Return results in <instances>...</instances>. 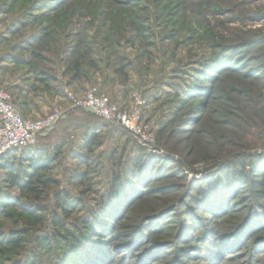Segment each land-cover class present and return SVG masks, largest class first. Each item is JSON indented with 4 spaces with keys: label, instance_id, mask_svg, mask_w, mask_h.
<instances>
[{
    "label": "rangeland",
    "instance_id": "obj_1",
    "mask_svg": "<svg viewBox=\"0 0 264 264\" xmlns=\"http://www.w3.org/2000/svg\"><path fill=\"white\" fill-rule=\"evenodd\" d=\"M90 86L145 99L154 145L70 107ZM0 87L27 119L62 110L34 145L58 152L48 185L0 170V264L41 256L54 214L83 240L74 264H264V0H0Z\"/></svg>",
    "mask_w": 264,
    "mask_h": 264
},
{
    "label": "built area",
    "instance_id": "obj_2",
    "mask_svg": "<svg viewBox=\"0 0 264 264\" xmlns=\"http://www.w3.org/2000/svg\"><path fill=\"white\" fill-rule=\"evenodd\" d=\"M67 98L70 107L87 109L99 118L123 128L143 146L154 145L152 133L141 116L146 101L139 94H133L134 105L128 110H119L108 98L97 95L95 86L88 87L82 96L69 91ZM61 116L62 110L55 107L42 118L27 119L16 109L10 94L0 87V157L11 150L34 146L37 134L51 129Z\"/></svg>",
    "mask_w": 264,
    "mask_h": 264
},
{
    "label": "trees",
    "instance_id": "obj_3",
    "mask_svg": "<svg viewBox=\"0 0 264 264\" xmlns=\"http://www.w3.org/2000/svg\"><path fill=\"white\" fill-rule=\"evenodd\" d=\"M99 93L104 94L103 90L99 88ZM121 130L126 132L123 128L119 127ZM87 134H84L83 139L84 141H91L92 135L88 138L86 137ZM17 150L8 151L4 156L0 157V170L3 171L4 179L11 184L13 187H17L20 190H29L31 193H37L38 184H34L36 180L39 184L48 185L50 179L43 178L39 175V172L45 170L49 167V164L58 156V152L56 151L55 158H50L47 156H42L41 152L35 150L34 147H24L18 151L20 156L18 157L17 164L15 165L14 162L11 161L12 157H15ZM239 176L242 178L241 174H236L235 177ZM115 185V183H114ZM111 188L113 193L116 195L118 192L119 186H113ZM116 187V188H115ZM57 205L63 213H67L68 211L74 210L77 207L78 203H74V201H70L69 199L61 198L59 195L57 196ZM98 211L103 212L107 209L105 203L98 206ZM28 211L34 217V222L37 224L42 222V216L39 214L33 213L32 208L28 207ZM93 221V220H92ZM90 226L93 222H83L79 223L81 226L85 225ZM52 224L55 226V230L51 233L44 232L42 235L37 236L35 238V245L43 257H45L44 261L42 259V255L38 256V254L30 255L25 260V264H46L51 262L47 260L46 255H50L52 258L53 263L62 264L71 261L74 264V258L76 255H79L81 243L83 240L80 238L75 237V233H71L67 230L66 225L57 217V214H54L52 217ZM79 224H74L76 229H79ZM86 226V227H87ZM84 227V226H83ZM27 232L22 230L21 234L16 236L9 235V241L13 244L20 245L23 241L21 238ZM75 245L74 248H72ZM45 253V254H43ZM50 264V263H49Z\"/></svg>",
    "mask_w": 264,
    "mask_h": 264
}]
</instances>
